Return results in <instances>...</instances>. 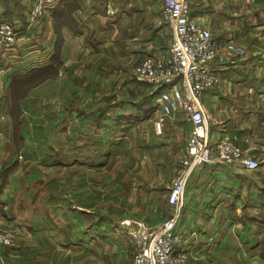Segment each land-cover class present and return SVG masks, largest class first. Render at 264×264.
<instances>
[{"label": "crops", "instance_id": "obj_1", "mask_svg": "<svg viewBox=\"0 0 264 264\" xmlns=\"http://www.w3.org/2000/svg\"><path fill=\"white\" fill-rule=\"evenodd\" d=\"M31 1L12 0L7 18L0 0V21L24 19ZM184 1L214 39L247 49L212 63L220 83L202 105L212 141L225 131L261 162L192 173L175 223L184 264H264V223L240 215L244 196L264 191V0ZM161 2L59 0L48 63L21 57L35 43L22 42L10 67L0 52V222L18 241L0 264H130L129 230L175 213L167 194L190 124L175 113L158 134L159 93L129 76L138 59L168 54ZM109 73L127 74L120 94Z\"/></svg>", "mask_w": 264, "mask_h": 264}, {"label": "built area", "instance_id": "obj_2", "mask_svg": "<svg viewBox=\"0 0 264 264\" xmlns=\"http://www.w3.org/2000/svg\"><path fill=\"white\" fill-rule=\"evenodd\" d=\"M58 2L32 0L24 19L10 23L0 21V52L6 56L7 66L16 61L22 42H36L46 23L51 22ZM162 14L171 27L169 55L138 59L131 71L135 80L160 89L155 131L160 134L168 117L181 113L190 124V133L174 168L167 194V203L175 213L153 229H143L140 225L129 230L133 246L130 264H184L189 260L190 254L182 248V239L175 232V223L183 206L186 185L196 169L208 164L223 166L236 163L248 170H257L261 164L257 157L249 154V149L242 148L235 137L225 131L212 141L202 105L204 92L220 83L212 63H222L228 55L244 58L248 55L247 49L214 39L210 29L191 16L190 6L184 0H162ZM31 52L20 55L26 56ZM52 55L53 51H48L38 62L50 61ZM33 62V65H38ZM16 246V233L0 222V250Z\"/></svg>", "mask_w": 264, "mask_h": 264}, {"label": "rangeland", "instance_id": "obj_3", "mask_svg": "<svg viewBox=\"0 0 264 264\" xmlns=\"http://www.w3.org/2000/svg\"><path fill=\"white\" fill-rule=\"evenodd\" d=\"M5 1L8 2L7 5H9V7H10V8H8V11L6 12L5 16L7 18H11L12 17V0H5ZM55 8H56V6H55ZM160 9H161L160 12H161V17H162L163 21L166 24H168L166 22V20L164 19V16L162 14V2H161ZM17 11H18V13L22 12L19 10H17ZM25 11H26V9H23L22 17L25 16ZM53 14H54V11L52 13L51 21L53 20ZM2 21H4V20H2ZM5 21H8V20L5 19ZM46 39H47V41H45ZM170 43H171V41H170ZM35 44H36L35 48L32 50L31 54L29 55L30 60H32V63H34L32 55L44 56L48 51H50V52L53 51V53L55 52L54 42L49 39L45 29L42 30L41 35H39L37 37ZM52 45H53V50H52ZM169 53H170V45H169L168 54H166V55L162 54L161 56H167V55H169ZM131 70H132V68H130V70H129L130 80L135 83L136 88L140 89L142 86H146V85L152 87L147 82L135 80ZM126 76H127V74H125V73H109L108 79L111 82L110 84L112 86L113 92L120 94V92L123 91L124 87H123V84H121V83H122V79H124ZM150 90H151V88H150ZM126 94L129 95V91ZM155 102H156V99H155ZM260 194L261 193H258L256 196L252 197L250 199L251 201H248L247 200L248 197L244 196V200L242 201V203L240 205V215L243 216V218H245L247 215L248 216L252 215V217H257L258 219H260L259 223H264V194L262 193L261 196H260ZM14 232L16 233L15 230H14ZM17 243H18V241H17Z\"/></svg>", "mask_w": 264, "mask_h": 264}, {"label": "trees", "instance_id": "obj_4", "mask_svg": "<svg viewBox=\"0 0 264 264\" xmlns=\"http://www.w3.org/2000/svg\"><path fill=\"white\" fill-rule=\"evenodd\" d=\"M54 12H55V11H54ZM5 22H9V23H10V22H12V21H5ZM159 91H160V89L156 91L157 94L159 93ZM262 193L264 194V191H263ZM262 193H261V194H262ZM261 194H260V196H261ZM259 255H260V257L264 260V237H263L262 243H260Z\"/></svg>", "mask_w": 264, "mask_h": 264}]
</instances>
